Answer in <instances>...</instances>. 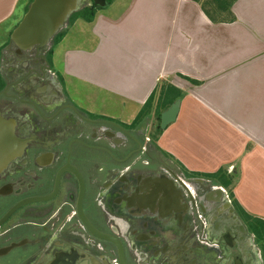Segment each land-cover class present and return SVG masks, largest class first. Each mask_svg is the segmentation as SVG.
Segmentation results:
<instances>
[{"label": "flooded vegetation", "instance_id": "flooded-vegetation-1", "mask_svg": "<svg viewBox=\"0 0 264 264\" xmlns=\"http://www.w3.org/2000/svg\"><path fill=\"white\" fill-rule=\"evenodd\" d=\"M1 51L0 115L26 145L0 171V221L17 209L0 227V264H121L94 231L129 264H264L236 206L211 219L201 198L217 185L172 168L156 117L98 116L73 100L49 49Z\"/></svg>", "mask_w": 264, "mask_h": 264}, {"label": "crops", "instance_id": "crops-1", "mask_svg": "<svg viewBox=\"0 0 264 264\" xmlns=\"http://www.w3.org/2000/svg\"><path fill=\"white\" fill-rule=\"evenodd\" d=\"M20 2L21 0H0V23L14 15ZM27 5L29 3L26 0L23 7L26 8ZM89 5L91 6L90 3ZM123 7L124 10L120 11L119 8ZM97 8L93 22L78 19L73 24L69 23L66 30L70 28L71 31L58 44L53 42L49 48L55 67L65 63L66 72L58 70V73L61 74L66 90L68 91V85L65 75L81 76L75 69L80 61L95 60L96 72L103 70L104 73L88 80L96 84L100 91L113 92L138 104L139 108L135 109L130 120H119L132 124L149 98L162 85L170 84L178 88L184 93L181 110L176 125L160 136L159 149L167 155L172 168L178 173L183 171L202 175L215 174L221 167L228 166L226 153L232 159L246 155L244 160L242 158L243 177L234 185V190L232 184L228 189L221 183L214 184L228 193L230 204L225 202L226 196L218 197L214 190L211 194L207 193V198L202 196L201 199L213 220L230 213L228 210L234 205L237 210L244 211L250 217L264 221V139L259 137V132L257 135L247 132L264 130V107L255 108L253 115L250 114L251 118L249 115L242 117L240 115L243 113L235 112V117L241 121L242 130L226 114L232 113L225 103H219L227 110L226 113L223 110L221 114L217 108H210L202 102L204 95H208L214 85H218L220 91L226 93L225 97L232 99L234 93L245 89V82H255L256 77L259 82L260 74L255 64L260 59L264 60L259 53L260 39L264 38V32L253 26L237 28L240 24L237 12L235 23L214 25L201 7L190 0H114L104 7L110 9L107 15L100 11L102 7ZM139 28L140 37L134 36ZM118 30L122 35L117 34ZM233 35L239 44L245 43L236 52V60H241L223 61L230 40L234 39ZM68 42L75 43L73 47L76 48L66 50L62 55L59 50ZM174 49V61H171ZM256 93H259V89ZM81 106L93 110V106ZM189 109L193 112L188 111ZM201 110L217 112L214 115L220 125H223L219 127V131L209 127L205 132V129H200V118H185V115H196ZM255 113L263 114L258 117ZM177 126L181 128L174 135L173 128ZM221 128L232 131L228 140L221 133ZM248 144H254V149L244 154L245 145ZM231 189L234 198H231ZM107 194L105 190L101 191L100 203L108 198Z\"/></svg>", "mask_w": 264, "mask_h": 264}, {"label": "rangeland", "instance_id": "rangeland-1", "mask_svg": "<svg viewBox=\"0 0 264 264\" xmlns=\"http://www.w3.org/2000/svg\"><path fill=\"white\" fill-rule=\"evenodd\" d=\"M27 1H28L29 5H27L26 8L23 7V3L26 2V0H21L20 4L17 7V11L14 13V15H12L8 19H6L5 21H2L0 23V51H1L3 46H5L7 43H9L10 37H11L13 31L21 23L24 16L28 12V10H26V9L30 7L32 0H27ZM107 1H108V3H109V1H110V3H112L114 0H107ZM130 1L131 0H129V2ZM86 4L87 3H83L82 7H84ZM231 4H232V6H231ZM225 5H226V7H229V5H230L232 10L230 12L229 11L228 12L223 11L221 14H216V12H214L211 7H209V6H206V7L210 10L211 15L217 20H219V19L229 20L232 17H235L237 20V17L235 14V12H237V14L240 16V24L237 26V28L238 27H239V29H241L242 27L252 28V26H253V27H259L260 31L264 32V0H235L233 3H226ZM94 6H96V5H94ZM96 7H98V6H96ZM119 10L120 11L124 10V7H123V9L119 8ZM145 10H147V9H145ZM100 11L105 12V14L107 15V13H108V11H110V9L101 8ZM212 24H214V23H212ZM222 24H224V23L214 24V25H222ZM227 25H229V24H227ZM64 30H66V28ZM70 31H71V29L69 28L68 30H66V33H69ZM117 34L122 35L120 30L117 31ZM136 34L137 35H134V36L140 37V34H141L140 28H139V30L136 31ZM153 41H152V43H153ZM260 41H261V43H260V47H259V53H261L260 56L264 57L263 56L264 55V38H261ZM74 44H71L70 42H68V43L62 45V48H60V50H59L60 53L63 55L66 52V50H69V49L75 50V49H73V48H76V47H73ZM244 45H245L244 42H243V44H239L238 39L234 36V39H231L228 46H227V54H228V52H230V53L228 55L227 54L225 55V57L223 58L224 59L223 61H240L241 58L236 60L238 58V55L236 52H239L240 49L242 48V46H244ZM231 52H233V53H231ZM174 54H175V49H174V53L171 57V61H174ZM133 57L135 58L136 54ZM137 57H138V55H137ZM256 61H258V60H256ZM94 63H95V60H93V61H80V64H78V66L75 69H76V71H78V73L82 77L81 76L77 77L75 75H72V76H69V75L66 76L65 75L64 79H66V82H67L66 84L68 85L67 86L68 91H69V93L72 92V93H70L71 97L80 106H81V104L93 106L92 111L98 116L115 118V120H118V121L123 120V119L124 120H130L134 116L135 109H137L138 104H136L131 99H126V98L124 99L121 96H119L113 92H110L107 90L100 91V89H97V85L92 83L88 79L100 77L101 74L104 72H103V70L100 72H96V70L94 69L95 68ZM255 65H256V68L260 74L259 82H257V77L255 78V82H252V83L251 82H249V83L245 82V84H246L245 89L238 92V93H234L232 99L225 97L226 93L221 92L218 85H214L211 92H209L208 95L207 94L204 95L205 98L202 99V102L210 108L211 107L217 108L221 114H223V110H224V112L227 110L222 104H221L222 106H220L219 103H225L228 110L232 114H229L226 112L225 113L228 115L229 118H231L234 122L238 123V125L240 126L241 125L240 119L237 120V118L235 117L237 112L240 114L243 113L241 115L239 114L242 117L249 115V117L251 118L250 114L253 115L255 108H257L259 106L264 107V60L260 59V62H257ZM55 70L57 72H59L58 70H60L62 72L63 71L66 72L65 63L64 62L60 63V65L55 67ZM111 72L113 73L112 70H111ZM108 73H109V70H108ZM257 86H258V88H257ZM257 89H259V93H256ZM223 90H226V89L223 88ZM228 94H230V92ZM188 111L193 112L192 109H189ZM214 114H217V112H214V111L211 112L209 110H205V111H202L196 115H194L192 113L187 114V115H185V118L187 116L200 118L201 121H199V123L202 124V126H201L202 128H200V129H205V132L209 129V127H211L214 131H219V127H222L223 125L222 124L220 125V121L217 120V118ZM255 114H256V116L260 117V115L263 113H255ZM154 121H155L154 122V124H155L154 128L155 129L153 131L158 133V135H162V134L166 133L172 126L176 125V123H174V124L170 125L167 129L162 130L161 126L158 127V125H159L158 119L155 118ZM245 123H243V124H245ZM195 124L197 126V122ZM234 126H236V125H234ZM178 128L180 129L181 126H177V127L173 128V134L174 135L178 131ZM241 129L243 130L242 127H241ZM247 132L252 133L254 135L255 134L257 135L259 132V137L264 139V130H261V131L260 130H248ZM221 133L226 136L227 140L230 136H232L231 135L232 131L228 128H221ZM261 138H259V139L263 140ZM255 142L257 144V141H255ZM263 147H264V145H263ZM228 148H230V146H228ZM252 149H254V144H248L247 146L245 145L244 154L250 153L252 151ZM245 156L246 155L242 154V156H239L237 159L236 158L232 159L230 154H228V153L225 154V158L228 159L229 165L226 166L225 168L221 167L220 170L224 169L227 171V173L229 175V179L231 181V184L233 185V186L231 185L233 187V190H234V185H237V183L243 177L242 158L244 160ZM259 163H260V166H262L261 160L259 161ZM219 171H217V172H219ZM217 187H220V186L217 184ZM227 192H228V190H227ZM259 241H260V245H261L260 249L262 250L263 257H264V241L260 240V238H259Z\"/></svg>", "mask_w": 264, "mask_h": 264}, {"label": "water", "instance_id": "water-1", "mask_svg": "<svg viewBox=\"0 0 264 264\" xmlns=\"http://www.w3.org/2000/svg\"><path fill=\"white\" fill-rule=\"evenodd\" d=\"M85 0H34L21 23L13 31L9 44L17 47V53L37 49H49L56 36L68 27L71 17L85 9L82 4ZM107 7V0H92L91 6ZM182 99H178L170 108L161 114V129L165 130L174 124L179 116ZM15 134L13 121L4 119L0 115V171L4 170L16 157L20 156L25 147ZM218 197L225 195L222 187H214ZM231 206V205H230ZM17 210V209H16ZM10 212L0 221V227L16 211ZM95 234L102 240L108 241L118 249L121 264H129L123 244L115 237ZM6 252V251H5ZM7 253V252H6ZM5 253L0 252V257Z\"/></svg>", "mask_w": 264, "mask_h": 264}, {"label": "trees", "instance_id": "trees-1", "mask_svg": "<svg viewBox=\"0 0 264 264\" xmlns=\"http://www.w3.org/2000/svg\"><path fill=\"white\" fill-rule=\"evenodd\" d=\"M197 3L207 18L214 24H233L236 21L235 17L230 18L229 20L224 19H215L212 15L210 10L206 7L209 6L213 9L216 14H221L224 12H230L232 8L226 7V3H233L235 0H190ZM226 2V3H225ZM110 3V1H109ZM211 4V5H210ZM232 6V4H231ZM97 7H89L81 12L74 14L70 19V24H73L76 20L82 19L86 22H93L96 13ZM215 14V15H216ZM219 17V16H218ZM66 35V30L60 32L56 38L54 39V44H58ZM195 83V82H194ZM196 84V83H195ZM184 98V93L179 90L178 88L174 87L173 85L166 84L162 85L159 90L155 91L154 94L149 98L148 102L144 106V108L139 113L137 119L135 120V125L141 123L144 119L154 116L160 121L161 114L166 111L176 100ZM193 176H200L205 177L207 179H211L215 184L221 183L223 187L230 188L231 181L229 179V175L226 170L222 169L215 174H191ZM231 198H234V194L232 190L230 191ZM235 205H237L236 201L234 200ZM242 217L247 221L252 231L260 238V240L264 241V221L255 219L247 215L244 211L240 210Z\"/></svg>", "mask_w": 264, "mask_h": 264}]
</instances>
